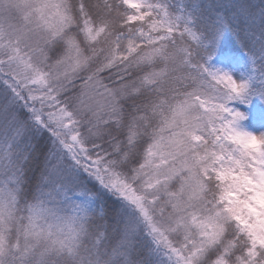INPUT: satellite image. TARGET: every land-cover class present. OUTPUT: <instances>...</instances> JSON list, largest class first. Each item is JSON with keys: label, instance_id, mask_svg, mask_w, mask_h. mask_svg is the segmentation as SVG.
<instances>
[{"label": "snow or ice", "instance_id": "snow-or-ice-1", "mask_svg": "<svg viewBox=\"0 0 264 264\" xmlns=\"http://www.w3.org/2000/svg\"><path fill=\"white\" fill-rule=\"evenodd\" d=\"M229 2L0 0V264H264V0Z\"/></svg>", "mask_w": 264, "mask_h": 264}, {"label": "rangeland", "instance_id": "rangeland-1", "mask_svg": "<svg viewBox=\"0 0 264 264\" xmlns=\"http://www.w3.org/2000/svg\"><path fill=\"white\" fill-rule=\"evenodd\" d=\"M218 66H224L230 70H233L236 72L237 76H239L240 71L242 70V66H239V68H233L230 63H225L224 61L217 62ZM258 105V104H257ZM251 113L257 117L256 119H252L248 122L247 127L251 131H264V127H262L260 120H259V115L262 111L251 109Z\"/></svg>", "mask_w": 264, "mask_h": 264}, {"label": "trees", "instance_id": "trees-1", "mask_svg": "<svg viewBox=\"0 0 264 264\" xmlns=\"http://www.w3.org/2000/svg\"><path fill=\"white\" fill-rule=\"evenodd\" d=\"M100 2H103V0H100ZM215 2L218 5H221L222 3L226 4L229 10H231V8H232V4L229 2V0H215ZM232 55L239 59V63H236V64L230 63V65L233 68H239V66H242L246 62V56H245V53L243 51L235 52ZM220 61H224L223 55L218 56L216 62H220ZM252 109L259 110V111H264V106H261V105L258 104V105H255Z\"/></svg>", "mask_w": 264, "mask_h": 264}]
</instances>
